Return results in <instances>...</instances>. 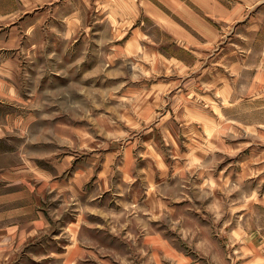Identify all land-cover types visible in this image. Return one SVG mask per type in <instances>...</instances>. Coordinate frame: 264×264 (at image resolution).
I'll return each instance as SVG.
<instances>
[{"label":"rangeland","instance_id":"rangeland-1","mask_svg":"<svg viewBox=\"0 0 264 264\" xmlns=\"http://www.w3.org/2000/svg\"><path fill=\"white\" fill-rule=\"evenodd\" d=\"M180 6L0 0V32L14 39L6 53L20 52L23 88L36 86L47 102L37 109L35 165L53 172L51 195L33 184L38 205L20 211H39L45 227L7 240L16 253L6 252V264H264V12L196 31ZM69 11L80 13L82 29L67 30ZM110 44L135 58L105 61ZM146 89L166 124L137 115L149 124L117 126ZM79 169L87 193L112 188L113 200L88 193L77 204L68 184ZM146 187L155 190L151 204L142 202ZM14 205L0 204L6 228Z\"/></svg>","mask_w":264,"mask_h":264},{"label":"crops","instance_id":"crops-1","mask_svg":"<svg viewBox=\"0 0 264 264\" xmlns=\"http://www.w3.org/2000/svg\"><path fill=\"white\" fill-rule=\"evenodd\" d=\"M190 6L183 3L179 0L181 10L178 11L179 14L188 15L189 16V24L196 31L207 30L210 27V21L220 20L223 24H228L229 18L233 14H240L242 16H247L248 14H252L254 12H264V0H188ZM225 1H227L225 3ZM229 2L232 4V7L229 5ZM183 4V5H182ZM145 13L148 14L149 9L148 6H145ZM255 8V11L252 9ZM261 9V11H259ZM125 11V10H124ZM19 12V11H18ZM130 14L131 12L128 11ZM65 18L67 20L66 28L69 31H75L82 29V24L79 22L80 13L69 11ZM111 16V13L108 15ZM205 16V17H204ZM136 18V17H135ZM118 24H114V30H120L124 28L122 25L120 28ZM209 30V29H208ZM14 40V39H8ZM7 40V36L0 32V189H4L0 192V204L5 205L8 202H14V214L13 216V225L9 228H6V216H0V264H6L5 254L6 252L12 255H15L16 250H11L7 245V240H16V239H24L25 241L30 238H35L39 236L40 229L45 227L43 224L44 219L41 216L39 211H35V215L32 218H29L26 215V212L21 213L20 211H24L27 207L38 205L39 191H37V195L34 193L36 185H41L39 188L40 191L42 189V195L45 196L51 195L53 192V188L50 187L48 190V186H51L49 182L52 179L53 172L52 170H47V167L40 169L36 168L35 159H37V155H35V144L39 139L38 134L35 131V127L38 124L39 112L37 109L39 106H45V102L40 94H38L37 87L34 89L29 87V89L23 88L22 81L23 78H27L25 75V71L27 66H23L22 56L19 51H14L12 53H6V45L9 43ZM189 45H192L191 38H187ZM9 45V44H8ZM184 45H186L184 43ZM123 45H112L106 48L104 53V60L107 62L116 61L115 56L122 55V57H133V53H129L127 46ZM119 50L123 51V54H118ZM120 51V53H121ZM118 52V53H117ZM129 53V54H128ZM147 52V57L149 56ZM138 56V54H137ZM103 57V56H102ZM33 59V58H31ZM33 60H30V63ZM262 63L264 61H261ZM129 91H135V89H128ZM140 90V89H139ZM147 93V98L143 97L144 94ZM80 94V92H79ZM132 97L131 94L128 93ZM141 98H131V102L127 105L131 108L133 112V116L128 118H118L119 120L114 121L115 124L123 125L125 127H136L145 124H149V118H139L138 116L147 115L156 118L158 114V109L153 108V105L149 103L148 98L150 97V92L148 89L140 91ZM84 96V94H83ZM128 97V98H129ZM79 104V103H78ZM135 117V118H134ZM46 119V120H45ZM44 124L48 125V122L53 121L52 119L42 118ZM125 121V122H123ZM159 124H166L165 118H156ZM47 137H45L46 139ZM45 142V141H44ZM25 145L24 147L22 144ZM127 153V157L129 156V152ZM131 155V154H130ZM46 157V156H45ZM24 164V165H23ZM47 165V162L45 163ZM27 171L30 175L23 177V172ZM81 170L75 173V178L70 180V184H68V191H73L75 195H77V204H80V201H83L88 193L90 194L91 201L96 196L97 200L99 198H108L113 200V197L116 195L115 192L112 191V188L100 186V191L104 190V192H99L98 186L95 185L93 189H91L88 193L86 188V184L83 181V178L80 177ZM40 175V178H38ZM38 179H40L38 181ZM22 185V189L25 190V187H28L31 195V203H25L22 201L24 195L22 191H18L17 186ZM13 187V189H11ZM148 188L146 192V197L142 202L150 203V190ZM114 190V189H113ZM44 191V193H43ZM157 192V190H156ZM91 193H93L91 195ZM95 198V199H96ZM104 198V199H105ZM106 200V199H105ZM142 200V199H141ZM18 201H21L19 203ZM140 201V199H139ZM33 202V203H32ZM94 202V201H92ZM95 204H99V201ZM151 204V203H150ZM26 206V207H24ZM97 206V205H96ZM34 210H32L33 212ZM30 213V212H29ZM43 220V222H42Z\"/></svg>","mask_w":264,"mask_h":264}]
</instances>
